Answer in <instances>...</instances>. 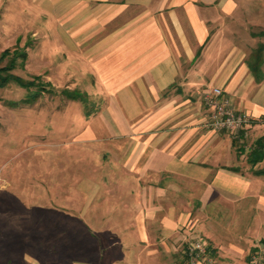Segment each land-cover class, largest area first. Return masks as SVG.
<instances>
[{"label": "crops", "instance_id": "1", "mask_svg": "<svg viewBox=\"0 0 264 264\" xmlns=\"http://www.w3.org/2000/svg\"><path fill=\"white\" fill-rule=\"evenodd\" d=\"M34 3L66 21L76 52L89 55L109 95L107 136L122 138L123 165L146 182L107 264H176L194 235L226 255L264 243V156L251 162L264 137V76L257 82L249 66L264 45V0ZM213 87L252 117L237 135L210 127L204 95ZM218 228L229 232L222 240Z\"/></svg>", "mask_w": 264, "mask_h": 264}, {"label": "rangeland", "instance_id": "2", "mask_svg": "<svg viewBox=\"0 0 264 264\" xmlns=\"http://www.w3.org/2000/svg\"><path fill=\"white\" fill-rule=\"evenodd\" d=\"M34 1L0 0V66L12 59L1 58L4 50L25 48L28 58L24 65L18 58L13 74L40 75L56 91L79 89L100 109L87 116L84 103L59 93L31 102L25 88H0V264H107L121 252L113 240L128 232L120 226L137 220L146 182L123 165L122 138L107 136L109 95L89 55L76 52L66 21L48 19ZM216 233L222 240L229 232ZM195 239L204 238L192 236L174 263L184 264ZM248 253L211 248V264H248Z\"/></svg>", "mask_w": 264, "mask_h": 264}, {"label": "trees", "instance_id": "3", "mask_svg": "<svg viewBox=\"0 0 264 264\" xmlns=\"http://www.w3.org/2000/svg\"><path fill=\"white\" fill-rule=\"evenodd\" d=\"M263 51H264V45H260L257 49L254 50V52L251 55V59L249 60L250 69L253 72L257 82H260L264 76L262 70V64L264 60ZM6 57H12V59L9 61L8 65L0 66V88L5 87L11 83L16 84L22 88H25L29 92V96L33 98L32 100H30L31 102H33L39 95H42L44 93H52V94L59 93L69 100H79L82 103H84L87 109L86 110L87 116H90L95 110V103L91 102L87 93L82 92L79 89H74V90L63 89L62 91H56L53 89L54 86L52 85V83L45 82L42 79V76L40 75H35L33 76L32 79H25L22 76L13 74L11 71L18 66L16 62L18 58L22 59L21 61L23 65L28 58V52L26 51L25 48L15 47L13 50L8 48L4 50L1 54L2 59ZM256 145L257 147L254 148L251 156V162L253 164L260 161L264 156V152H263L264 137L259 138L257 140ZM256 173L264 174V170H258L256 171Z\"/></svg>", "mask_w": 264, "mask_h": 264}, {"label": "built area", "instance_id": "4", "mask_svg": "<svg viewBox=\"0 0 264 264\" xmlns=\"http://www.w3.org/2000/svg\"><path fill=\"white\" fill-rule=\"evenodd\" d=\"M204 103L210 110L209 125L216 131L238 134L253 119L244 110L234 106L224 95L222 88L213 87L204 95ZM211 246L204 239H195L184 249V264H211ZM248 264H264V243L255 246Z\"/></svg>", "mask_w": 264, "mask_h": 264}]
</instances>
